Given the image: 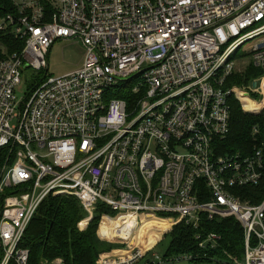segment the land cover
<instances>
[{"label":"built area","instance_id":"obj_1","mask_svg":"<svg viewBox=\"0 0 264 264\" xmlns=\"http://www.w3.org/2000/svg\"><path fill=\"white\" fill-rule=\"evenodd\" d=\"M15 4L18 16L0 18V32L25 42L11 55L0 44V264H29L21 244L50 197L79 200L87 213L80 230L99 205L116 213L125 239L148 229L139 244L102 254L98 264H142L153 250L145 243L157 245L182 223L197 229L203 217L242 226L244 259L224 253L231 264H264V124L253 127L249 154L225 153L230 99L264 120V0ZM61 40L82 42L85 55L56 78L49 55ZM251 67L248 83L228 86ZM27 70L45 75L33 81ZM126 83L132 106L116 97ZM195 239L214 251L222 238ZM154 258L196 263L207 255Z\"/></svg>","mask_w":264,"mask_h":264},{"label":"trees","instance_id":"obj_2","mask_svg":"<svg viewBox=\"0 0 264 264\" xmlns=\"http://www.w3.org/2000/svg\"><path fill=\"white\" fill-rule=\"evenodd\" d=\"M46 8L47 14L50 15L51 8L47 6ZM8 15L18 16V7L14 0H0V18H5ZM0 44L6 46L10 55L22 51L25 46L23 40L3 32H0ZM44 75L45 73L42 74V77ZM254 75L255 70L251 67L244 77L237 76L230 80L228 86H240L243 85V82L248 83ZM130 83L123 85L125 91L117 94L116 97L127 100L132 106L136 97L130 91ZM230 105L232 133L225 143V153L249 154L256 144L253 127L258 123L263 127L264 120L262 117L245 113L241 104L234 98L230 99ZM1 155L2 153H0V157ZM259 202L260 198L256 203ZM86 218L87 213L78 199L48 198L31 222L21 244L22 248L30 250L29 264H42L45 260L54 261L56 259H62L64 264H98L100 255L123 247L122 244L110 242L111 239L113 240V232L117 237L116 213L108 206L99 205L93 221L86 230L80 231L78 225ZM111 229L112 232L101 240L99 233H106ZM149 230L154 231V228ZM209 234H217L222 238L217 250H202L200 241L195 239L197 235L207 236ZM167 238H169L170 244L164 260L188 253L207 255V258L196 263L210 262L214 258L228 260V256L239 261L244 259L245 233L240 223L234 218L215 219L210 222L203 217L197 229L182 223L174 227L164 237V240ZM128 240L129 237L126 238V241ZM146 247L150 248L151 246ZM224 253L228 256L226 257ZM145 264H153V262L148 259Z\"/></svg>","mask_w":264,"mask_h":264},{"label":"rangeland","instance_id":"obj_3","mask_svg":"<svg viewBox=\"0 0 264 264\" xmlns=\"http://www.w3.org/2000/svg\"><path fill=\"white\" fill-rule=\"evenodd\" d=\"M15 3L19 4L20 0H14ZM243 51H241L242 53ZM85 55V47L82 44V42L78 40H66V41H57L49 55V69H48V76L52 77H62L66 74H69L73 72L74 70L78 69L84 59ZM26 76L30 77L33 79V81H37L41 79L42 74H39L38 72H35L33 70H27L26 71ZM33 86V85H32ZM31 84H27L23 87L22 90L18 92V97L20 99L25 98L31 89ZM94 219V218H93ZM93 221V220H92ZM90 221L87 225H85V229L89 226V224L92 222ZM79 228V226H78ZM155 228V227H154ZM80 230V229H79ZM80 230V231H84ZM156 230V229H154ZM112 232L111 230H108L106 233H99V237L101 240H103L106 236H108ZM171 230L168 232H164V237L170 233ZM129 240L126 241L125 237L120 233L115 236V233L113 232V240L111 239L110 242L117 243L123 242L122 243V248H126L127 245L130 244L131 240H141L142 239V233L141 232H133L129 234ZM117 241V242H116ZM120 244V243H117ZM170 241L169 238L163 239L160 243L157 245L153 246V250L146 256L145 261L142 262V264H145V262L149 259L151 262L154 264H158L160 260H156L154 258V255H158L161 259L165 258L167 249L169 247ZM119 248V249H122ZM164 264H231L229 260L226 259H215L210 262H203V263H190V262H180V263H164Z\"/></svg>","mask_w":264,"mask_h":264},{"label":"crops","instance_id":"obj_4","mask_svg":"<svg viewBox=\"0 0 264 264\" xmlns=\"http://www.w3.org/2000/svg\"><path fill=\"white\" fill-rule=\"evenodd\" d=\"M154 232H156V233H159V231H157V230H154V231H151V236H153L157 241L159 240H162V236H161V238L159 239V237H158V235L156 234V235H154ZM142 237L144 236V234L146 233V230H142ZM163 238H164V235H163ZM141 240H139L138 239V241L137 240H131V242H130V244H129V247H133V246H136L137 244H139V242H140ZM158 241V242H159ZM117 242V241H116ZM117 243H120V244H122L123 242H117ZM154 244L155 243H150L149 241H148V243H145L144 244V246L146 247V246H151L150 248H152L153 246H154ZM150 248H148V249H150ZM118 250H124V248H122V249H116V250H114V251H118Z\"/></svg>","mask_w":264,"mask_h":264}]
</instances>
